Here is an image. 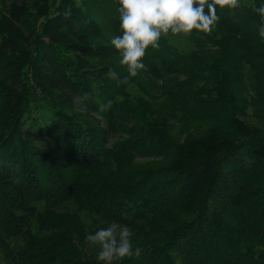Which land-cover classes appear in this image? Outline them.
Listing matches in <instances>:
<instances>
[{
    "label": "trees",
    "instance_id": "trees-1",
    "mask_svg": "<svg viewBox=\"0 0 264 264\" xmlns=\"http://www.w3.org/2000/svg\"><path fill=\"white\" fill-rule=\"evenodd\" d=\"M261 5L131 77L117 0H0V264H103L113 221L142 249L113 264H264Z\"/></svg>",
    "mask_w": 264,
    "mask_h": 264
},
{
    "label": "clouds",
    "instance_id": "clouds-1",
    "mask_svg": "<svg viewBox=\"0 0 264 264\" xmlns=\"http://www.w3.org/2000/svg\"><path fill=\"white\" fill-rule=\"evenodd\" d=\"M117 3L122 35L114 36L111 44L120 53L122 58L119 63L127 66L131 77L137 76L140 70H146L142 62L146 50L149 47L158 48L162 34H190L193 30L210 33L219 20L217 7L239 6V0H117ZM256 11L262 20L259 35L264 38V5ZM107 75L115 79L118 74L109 69ZM86 98L87 94L83 99ZM110 104L111 101L101 105V110ZM132 236V231L126 225L113 221L94 234H87L85 240L90 245L98 246L99 261L113 264L124 257L141 255L142 249L134 247Z\"/></svg>",
    "mask_w": 264,
    "mask_h": 264
},
{
    "label": "rangeland",
    "instance_id": "rangeland-1",
    "mask_svg": "<svg viewBox=\"0 0 264 264\" xmlns=\"http://www.w3.org/2000/svg\"><path fill=\"white\" fill-rule=\"evenodd\" d=\"M166 36L173 44H175L181 49L189 50L192 47L188 34L181 33V34L173 35L171 32H169Z\"/></svg>",
    "mask_w": 264,
    "mask_h": 264
}]
</instances>
